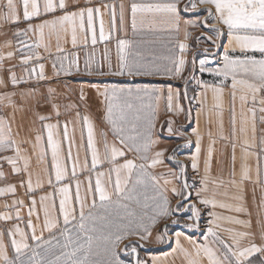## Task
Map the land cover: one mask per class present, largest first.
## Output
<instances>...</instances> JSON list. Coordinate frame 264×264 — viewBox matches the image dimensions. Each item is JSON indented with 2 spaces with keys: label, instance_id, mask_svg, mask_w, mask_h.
Instances as JSON below:
<instances>
[{
  "label": "snow or ice",
  "instance_id": "snow-or-ice-1",
  "mask_svg": "<svg viewBox=\"0 0 264 264\" xmlns=\"http://www.w3.org/2000/svg\"><path fill=\"white\" fill-rule=\"evenodd\" d=\"M88 2L91 3V0ZM21 9L26 22L42 19L41 23H29L27 29L15 33L16 37L26 36L28 32L35 36L31 45L18 41L29 52L28 55H21L20 62L24 65L43 59L35 50H49L46 36L56 37L58 52L62 51L60 39L69 34L73 46L77 44L78 34H83L85 44L90 36L95 45L97 24L99 40L107 42L113 38L114 32L125 31L126 19L130 20L133 34L144 29L165 31L173 41L169 49L171 54L162 58L168 63L161 64L158 62L161 58L143 57L139 53L130 55L128 50L132 43L117 38V70L112 71L111 65L107 72L96 70L86 60L84 74L89 76L164 75L180 78L188 63L185 58L189 48L186 43L190 35L188 28L198 26L195 22L183 20V39H180L182 12L206 13L200 26L206 28L210 19L221 26L211 29L215 33L214 47H221L220 41L224 35L228 43L219 58L218 67H206L209 63L207 56L199 60V71L208 72L215 78L211 83L204 80H197V83L203 89L201 96H206L209 91L212 93L217 132L215 136L211 131L208 133L210 143L195 201L185 180L179 189H170L173 197L179 198L174 207L166 195L169 191L167 186L173 180L163 178V175L158 177L150 171L164 163V151H154L158 140L153 136L159 102L164 98L160 89L106 87L98 91L103 98L101 103L104 106L103 123L106 130L98 131L88 114L81 115L78 105H64L66 111L75 109L76 118L75 121L65 120L61 132V105L55 102V91L50 88L44 99L57 120L56 123H44L51 120L52 115L38 114L42 130L34 139L20 138L19 131H13V124L15 112L23 110L24 100L32 99L39 104L35 91L20 94L22 103L19 108L13 99L16 93L0 94L4 106L13 109L11 119L0 115V222L11 225L6 235L13 252L10 257L9 245L4 241L5 232L0 230V264H125L117 248L120 252H128L134 264H148L137 255L136 245L119 246L130 236L149 241L152 230L161 219L190 212L188 219L192 223H186L183 227L197 228L200 218L198 204L250 215L245 206V187L247 184L264 187V137L257 142L255 136L257 119L264 123V0H187L183 7L180 0H128L127 3L125 0H102L99 6L94 7L82 6L80 0H0V21L19 23ZM106 15L109 17L107 34ZM196 40L199 41L200 37H196ZM3 47L11 48V41H6ZM208 51L204 49L206 54ZM14 55L13 51L0 52V68L5 59L10 60ZM192 63L195 67V58ZM52 67L56 75H71L73 69L80 72L76 60L65 67L61 59L58 69L54 61ZM38 68V73L36 68L31 69L29 77L36 75L38 80H45L44 64L40 63ZM9 72L8 82L12 86L23 82L10 69ZM192 78L195 79L194 76ZM8 82L0 79V88H7ZM187 82L188 78H185ZM226 87H230L233 101L230 110L231 131L228 135L224 133L223 121ZM180 98L179 91L173 93L172 88H168V112L183 111ZM237 98L241 106L239 127L234 107ZM184 99H188L187 91ZM84 100L81 92L80 101ZM202 114L206 115L203 101L197 116ZM167 123L171 133L173 121ZM76 125H79V144L76 143ZM192 134L196 137V151L190 158L191 167L199 172L202 135L198 128H194ZM217 139L231 145V167L227 178L211 175L213 145ZM237 148L239 156L236 154ZM81 149L84 151L83 162L80 159ZM128 153H133L134 159L127 158ZM168 159L173 157L169 156ZM179 167V173H172L177 182L185 174L184 166ZM10 176L19 179L10 182ZM261 208L264 209V199ZM25 209L26 220L22 214ZM209 216L212 219L208 221L203 242L184 237L190 245L185 247L181 243L183 233H175L176 247L172 252L182 255L183 264H252L250 258L254 254L264 256V224H261L260 243L257 244L255 234L250 231V219L220 216L215 211L209 212ZM221 220L239 225L244 230L224 228L223 232L227 235H221V225L218 223ZM171 223L177 225L180 220L172 219ZM167 235L168 225L165 224L156 232L154 239L157 243H166ZM158 260V257H152V264H158ZM260 264H264V259Z\"/></svg>",
  "mask_w": 264,
  "mask_h": 264
},
{
  "label": "crops",
  "instance_id": "crops-1",
  "mask_svg": "<svg viewBox=\"0 0 264 264\" xmlns=\"http://www.w3.org/2000/svg\"><path fill=\"white\" fill-rule=\"evenodd\" d=\"M128 0H125L127 3ZM187 0H180L181 7L186 3ZM82 6H99L102 3V0H91V3L88 0H80ZM204 7V6H202ZM21 20L17 24L5 23L0 21V52L7 53L8 51H13L15 55L12 59H5L3 61V67L0 68V79H4L8 82V76L10 75L9 69L12 73H15L18 79L22 78L23 82L12 86L10 82H8L7 88H0V94L4 92H14L16 95L13 97L16 102L18 108L22 103L21 93H27L30 90H34L36 93V98L39 99V104H36L32 99H26L23 101V110H17L15 112V121L13 124V131H19L20 138L24 139H34L35 135L40 133L42 130V122L37 118V115H52V119L49 121H44V123H56L57 118L54 114L51 113V108L48 103H46L44 97L48 95V89H54L55 91V102L61 105L60 111L61 116L59 120L61 122V132L62 125L65 120L75 121L76 111L75 109L66 111L64 105L69 103H73L79 106V110L81 115L88 114L94 123L97 126V130L105 129V125L103 123V114H104V106L101 103L103 99L98 95V91H103L106 87H124V88H154L160 89L163 93V99L159 102L158 114L155 121V129L153 132V136L158 140L157 145L154 146V151H164V163L158 165L155 169H151L154 174H161L163 172H168L173 167V162L181 163L184 167H191V156L196 151V137L192 134V130L194 128H198L201 135V154H200V170L199 172L193 171L191 167V171L194 173H203V162L207 154V149L210 143V138L208 133L211 131L215 136L217 132V127L215 123V115L213 112V97L212 93L209 91L206 96H201L203 89L197 83V80H202L201 74H210L208 72L201 73L199 71V60L204 59L206 56L209 60V63L206 67L216 68L219 66L218 61L220 56H222L224 52V47L227 45L228 40L227 36L224 35L221 37V47L216 48L213 45V41L215 40V33L211 31L213 27H221L216 23L214 19H210L207 22V27L200 26L201 21L206 17V13L200 12L199 15L194 13H184L182 12V24H181V33L180 39H183V20H190L195 22L198 26L193 28L189 26L188 31L190 33L188 41L186 43L189 45L187 49L185 58L188 61L185 70L181 74L180 78H169L164 75H153V76H115V75H85V61L87 60L93 69L107 72L109 71V65H111V70L116 71L118 68V55H117V47L116 40L117 38L127 39L132 43V47L128 50L129 54L139 53L143 57H157L161 58L158 60L161 64H167L168 62L163 57L169 56L171 53L169 49L172 47V39L169 34L165 31H149L147 29L140 30L137 33L133 34L131 29L130 20L126 19L125 22V31L114 32L113 38L107 42L99 40V25L97 24V43L95 45L91 42V37H88L87 44L84 43L83 34H78L77 44L75 46L71 43V35L69 34L66 38L62 37L59 41V46L62 51H57V40L55 36L47 37L46 42L49 44V50L45 51L43 48L36 49L43 59L41 60H32L27 65L22 64L21 55H28V49L21 46L18 42L19 40L24 41L26 45H31L35 36L32 32H28L27 35H21L20 37H16L15 33L18 30H25L28 28V24L31 23L33 25L39 24L42 22V19H33L30 22H26L22 18V9L20 12ZM50 19L51 17H47ZM105 19V32L108 33L109 30V17L106 15ZM119 28V22L117 20V29ZM47 32V30H46ZM196 37H200V40L197 41ZM6 41H11L12 47L5 48L3 45ZM19 49V51H17ZM204 49H208V53L204 52ZM213 53H215V57H213ZM58 57L60 59H58ZM67 57V59H64ZM195 58V67H193V59ZM63 59L64 66L67 67L72 60H76L77 65L80 68V72H76L73 69L71 75H65L60 73V75L55 74V70L52 67L53 62L55 61L57 64V69L60 67V60ZM42 63L44 64L45 71V80H38L36 75L29 77L28 72L31 69L36 68L37 73L39 72L38 65ZM27 69V71H26ZM191 69V71H190ZM195 77L193 79L192 77ZM185 78H188V82L185 83ZM210 82L211 81H207ZM230 83V82H229ZM190 86L193 88L192 92H190ZM171 87L173 93L176 91L180 92V103L183 108V111L180 113L168 112L167 111V91L168 88ZM187 91L188 99H184V93ZM83 92L85 96V100L83 102L80 101V95ZM231 89L230 87H226L224 90L223 96V121H224V133L228 135L231 131L230 126V116H231V108L233 107V101L230 95ZM201 101H203L204 112L205 114L197 116L198 111L201 108ZM235 112L237 116V127H239V119H240V101L237 98L235 101ZM13 109L10 107H5L4 102L0 101V115L8 117L11 119ZM190 113V118H189ZM259 113H257V117H259ZM187 116V117H186ZM186 119L190 121L188 124V128L186 129ZM173 121L171 127L173 131L169 133L168 128L169 124L167 121ZM257 125H263L259 119H257ZM256 125V126H257ZM71 125L69 126V132L71 135ZM77 133H76V143H80L79 138V125H76ZM189 129V130H188ZM106 130V129H105ZM252 135L251 130H249V136ZM181 137V140H180ZM176 138L177 140H172ZM111 135H109V140L111 141ZM46 140V134H45ZM170 140L176 141V145L183 144L185 140H187L191 146L192 150L189 154L190 158L185 159L184 157H178L175 161L169 160L168 157L172 152V143L170 145ZM86 142V137H85ZM173 145V148L174 146ZM26 147H30L27 146ZM67 148V145H65ZM213 159H212V169L211 175H228L231 164V154L232 149L231 145L227 141H222L217 139L216 143L213 145ZM76 149H73V154L75 155ZM237 156H239V148H237ZM127 158L134 159L133 153H128ZM80 159L83 162L84 159V151L81 149L80 151ZM90 162V158H89ZM123 162V161H121ZM186 164V165H184ZM253 168H255V160L252 161ZM178 169V168H177ZM5 170L8 168L5 166ZM180 170V169H179ZM169 173V172H168ZM163 173V174H168ZM162 175V174H161ZM167 178L168 177H164ZM19 177H9L10 182L18 180ZM161 185H163V179L160 181ZM177 185V181H174ZM182 180H180V184H182ZM175 185V186H176ZM2 186V185H0ZM174 186V187H175ZM181 186V185H180ZM167 188L169 191L166 192L167 196H170L172 188L171 185H168ZM177 189L178 186H177ZM176 201V200H175ZM176 204V203H175ZM26 216V209L23 210L22 213ZM15 223V222H13ZM261 224L259 223L255 229V236L257 239H260L261 232ZM11 225L4 224V222H0V230L5 232L4 241L9 245L8 254L11 257L13 252L10 247V239L6 235V230ZM23 227V225H21ZM176 232H182L181 243L185 247H190L188 241L184 239V237H189L192 240L203 242V234L199 232H195L194 234H190L184 231L182 228H177L173 230L171 233L165 237L166 243H157L154 239L155 235L150 237L149 241H144L145 246V261L148 264H152V257H158V264H183V257L181 254L173 253V248L176 247ZM39 234V233H38ZM47 235V233H45ZM18 238V237H17ZM135 238L125 240V243H122L121 247L128 242L134 241ZM260 243L258 240L257 244ZM260 257L264 259V256L257 253L254 254L253 257ZM121 259L122 256H120ZM252 258V257H251ZM127 264H134L133 260L129 261Z\"/></svg>",
  "mask_w": 264,
  "mask_h": 264
},
{
  "label": "rangeland",
  "instance_id": "rangeland-1",
  "mask_svg": "<svg viewBox=\"0 0 264 264\" xmlns=\"http://www.w3.org/2000/svg\"><path fill=\"white\" fill-rule=\"evenodd\" d=\"M190 71H191V69H190ZM202 75H206L208 77L203 78ZM201 77H202L201 79L204 81L213 82L215 80V78L211 74H201ZM192 89L193 88L190 86V88H189L190 92H192ZM187 122L189 123L190 121H187V119H186V125H185L186 129L184 128L185 131L188 128ZM255 136H256L257 142L259 141V139L261 137H264V126L263 125H257L256 126ZM172 140H177V139L174 138ZM172 140H170V145L172 143V146H171L172 152L170 153V156L173 157V159H171V160L175 161L176 159H178V157H184L185 159L190 158L189 154L191 153V150H192L191 144L187 140H185L183 142V144H180L177 146L176 141L172 142ZM180 140H181V137H180ZM173 145H176V146H174V148H173ZM180 165H182V164L178 163V162H173V167H175L176 170L171 168L168 171L169 173L167 171L163 172V173H168V174L161 173L164 177H168V179L173 180V183L171 184L172 187H174L176 185L174 183L175 180L173 179L172 173H179V171H180L179 166ZM184 165H186V164H184ZM184 169H185V174L181 177V180H182V182H184L185 180L187 181L188 185L190 186L188 191L191 192L192 200L195 201L196 191L201 187L200 181H201V177L203 176V173H194L191 171V167L185 166ZM161 174H157V175L154 174V175L159 177V176H161ZM216 176H222L223 178H227L228 175L227 176L226 175H215L213 177H216ZM180 185H181L180 182H177V185L175 187L177 188V186H178V188H180ZM168 197L170 200V205L174 207L176 205L175 203H177V200L179 198L173 197L172 194H170V196H168ZM262 199H264V187H262L260 185H255V184H247L245 187V206L247 208V213L250 215H247L244 213L228 212L227 210H223V209H219V208L212 209L211 207H204V206H201L198 204L197 207L200 210V218L197 221V223L199 225L197 228L188 229V228L183 227V225L186 223H192V221H190L188 219V216H190L191 213L189 212L187 214H184L183 212H181V213H177L173 216H169L166 219H161L159 221V224L157 225V227L152 230V235H156V232L160 228H162L163 225L167 224L168 225V233H171L173 230H175L177 228H182L186 232H192V233L199 232L200 234H203V236H204V233L206 232L207 228L209 227L208 221L210 219H212V217L209 216V212H212V211H215L220 216H235L236 218L242 219V220H249L250 219L251 220L250 231L255 234L254 231L256 229V226H258V224H259L258 221H260L261 223L264 222V209L261 208ZM177 218L180 220V224L173 225L171 223L172 219H177ZM218 223H220V225H221V230H220L221 235H224V236L227 235V233L223 232L224 228H234L236 230H244L241 228V226L229 224L227 221H224V220H221ZM132 238L136 239L135 243L133 245L137 246V255L139 256L140 259L145 260V246L143 244L144 241H140L138 239V237H136V236H130L128 239H132ZM258 240H260V239H257L255 236L256 243L258 242ZM167 241H169V240H167ZM122 243H125V241H122L119 247H121ZM243 243L247 244V241H244ZM117 252L119 253L120 256H122L123 259H121V260L124 261L125 264H127L129 261L133 260L132 256L128 252H120L119 248H117ZM261 259L262 258H260V260L259 259L251 260L252 264H260Z\"/></svg>",
  "mask_w": 264,
  "mask_h": 264
},
{
  "label": "trees",
  "instance_id": "trees-1",
  "mask_svg": "<svg viewBox=\"0 0 264 264\" xmlns=\"http://www.w3.org/2000/svg\"><path fill=\"white\" fill-rule=\"evenodd\" d=\"M202 76H203V78H207L208 77L206 75H202ZM188 233L194 234L192 232H188ZM134 243H135L134 241H131V242L126 243L125 245H127V244H134ZM254 259H259L260 260V257L256 256V257L251 258V260H254Z\"/></svg>",
  "mask_w": 264,
  "mask_h": 264
}]
</instances>
